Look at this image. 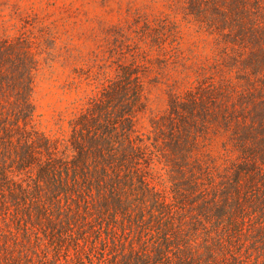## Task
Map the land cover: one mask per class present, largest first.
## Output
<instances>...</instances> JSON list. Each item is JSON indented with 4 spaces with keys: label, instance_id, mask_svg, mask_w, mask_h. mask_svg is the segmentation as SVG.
I'll use <instances>...</instances> for the list:
<instances>
[{
    "label": "rangeland",
    "instance_id": "374dc122",
    "mask_svg": "<svg viewBox=\"0 0 264 264\" xmlns=\"http://www.w3.org/2000/svg\"><path fill=\"white\" fill-rule=\"evenodd\" d=\"M28 67L30 130L66 144L94 97L111 95L91 104L106 111L99 126L119 133L123 119L131 122L134 142L153 152L140 164L147 163L152 186L168 200L173 187H182L174 164L186 135L198 140L199 156L214 158L220 175L226 157L250 164L258 157L242 149H264V0H0L4 118L17 90L13 80ZM6 218L0 213V221ZM10 222L1 231L23 242V229ZM117 235L126 244L135 237ZM31 247L28 261L44 251L53 256L47 239ZM102 250L82 254L83 264L94 254L98 264Z\"/></svg>",
    "mask_w": 264,
    "mask_h": 264
},
{
    "label": "trees",
    "instance_id": "16d2710c",
    "mask_svg": "<svg viewBox=\"0 0 264 264\" xmlns=\"http://www.w3.org/2000/svg\"><path fill=\"white\" fill-rule=\"evenodd\" d=\"M30 70L13 80L7 118V95L0 94V213L8 219L0 221L2 264L9 258L10 264H83L81 255L99 247L98 264H264V149H242L258 157L250 164L226 157L220 175L214 158L199 156L198 140L186 135L174 164L182 187H173L168 200L152 186L147 163L140 164L153 152L134 142L131 122L123 119L119 133L99 126L106 111L91 104L103 96L73 121L66 144L30 130ZM140 97L139 89L135 105ZM11 220L23 229V242L1 231ZM118 230L135 237L121 242ZM43 239L53 256L44 251L36 263L28 261V249Z\"/></svg>",
    "mask_w": 264,
    "mask_h": 264
}]
</instances>
